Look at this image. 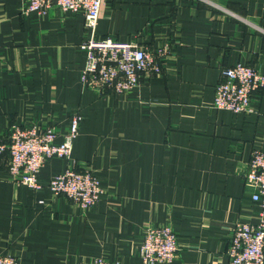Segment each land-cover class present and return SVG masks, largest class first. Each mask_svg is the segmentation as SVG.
<instances>
[{
    "label": "crops",
    "instance_id": "1",
    "mask_svg": "<svg viewBox=\"0 0 264 264\" xmlns=\"http://www.w3.org/2000/svg\"><path fill=\"white\" fill-rule=\"evenodd\" d=\"M23 8L0 0V143L13 125L50 124L62 143L79 112L72 158L105 195L83 210L49 188L65 160H48L35 189L16 184L0 157V255L144 264L147 226L171 225L180 246L171 264H229L236 225L264 220L243 178L253 153L264 152V89L250 115L216 109L214 95L223 68L264 74V0H107L97 38L152 52L172 45L162 73L123 94L82 84L83 13Z\"/></svg>",
    "mask_w": 264,
    "mask_h": 264
},
{
    "label": "built area",
    "instance_id": "2",
    "mask_svg": "<svg viewBox=\"0 0 264 264\" xmlns=\"http://www.w3.org/2000/svg\"><path fill=\"white\" fill-rule=\"evenodd\" d=\"M107 0H23V13L46 14L57 9L63 13H83L86 38L81 46L86 64L81 75L85 88L100 93L123 94L138 87L144 77L162 73L172 45L166 43L154 52L137 42H122L113 37L97 38L96 30L104 15ZM234 15V14H233ZM264 89V74L256 68L238 63L221 70L215 88L213 106L236 114H256L254 99ZM82 115L72 114L69 130L62 143H57L54 125L45 127L15 126L0 143V157L7 158V170L19 185L39 189V172L47 161L59 158L67 162L54 176L49 188L83 210L95 206L105 195L100 179L87 166H79L72 158L74 142L79 136ZM244 184L254 193L264 214V152L255 151L244 173ZM178 237L171 225H149L141 247L144 264H171L179 254ZM229 264H264V220L259 224L236 225L228 248ZM0 264H20L15 255H0ZM92 264H118L97 258Z\"/></svg>",
    "mask_w": 264,
    "mask_h": 264
}]
</instances>
